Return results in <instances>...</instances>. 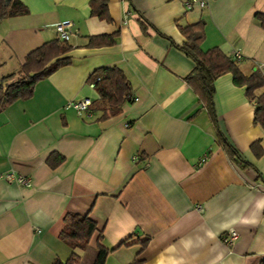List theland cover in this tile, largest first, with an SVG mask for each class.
Here are the masks:
<instances>
[{"label": "crops", "instance_id": "0c3cea01", "mask_svg": "<svg viewBox=\"0 0 264 264\" xmlns=\"http://www.w3.org/2000/svg\"><path fill=\"white\" fill-rule=\"evenodd\" d=\"M20 1L27 13L0 18V77L18 73L29 50L56 38V21L69 19L72 28L69 62L0 109V264L65 260L72 248L59 232L67 212L96 223L88 246L76 250L78 264H91L99 233L101 244L114 247L104 264H257L264 255V130L253 121L254 101L230 72L214 79L216 124L248 163L240 165L184 80L193 61L170 40L182 43L179 26L201 20L202 49L217 46L242 73L264 75V29L254 17L264 13V0L189 8L186 0H108L107 20L90 14L89 0ZM141 19L149 25L142 28ZM98 35L113 40L89 43ZM112 66L136 99L99 118L88 76ZM83 98L90 100L85 109L68 106ZM257 139L259 156L250 148ZM55 153L63 159L51 166ZM7 171L29 184L5 179ZM229 229L239 235L231 244L222 240Z\"/></svg>", "mask_w": 264, "mask_h": 264}, {"label": "trees", "instance_id": "16d2710c", "mask_svg": "<svg viewBox=\"0 0 264 264\" xmlns=\"http://www.w3.org/2000/svg\"><path fill=\"white\" fill-rule=\"evenodd\" d=\"M107 1L89 0L90 14L98 18L109 19ZM27 11V8L20 0H0V18L25 14ZM254 17L264 29V13L255 12ZM148 25L144 19L140 20L142 28ZM179 30L185 38L184 41L180 44L170 41L193 61V66L184 76V80L196 92L206 107L208 115L215 126L217 141L230 147L231 156L240 165L248 164L240 158L236 149L231 147L216 124L212 99L214 92L213 81L218 75L230 72L233 83L239 86L243 85L245 95L254 101L253 121L258 123L264 130V92H256L264 84L263 73L257 69L249 74L242 73L238 62L221 51L217 46L202 49L200 44L204 38V30L201 20L179 26ZM104 37L105 35L90 37L89 43L101 44L109 43L113 40L111 35H109L110 38L108 40H103ZM69 48L70 45L67 41H58L53 38L29 50L24 55L18 73H7L0 77V109L18 98L29 97L36 81L46 77L61 65L68 63L69 56L65 55V53ZM88 80L93 83L100 100L97 105L102 110L99 118L117 114L130 93L129 82L122 70L115 66L98 67L89 74ZM250 148L256 156L262 153L258 139L252 141ZM50 155L47 160L51 166H55L63 159V156L55 153L52 156H56V159L50 160ZM260 179L264 182L263 178ZM62 220L63 226L59 232V238L72 248V252L65 260L56 259L54 263L78 264L80 255L76 250H83L88 246L89 239L96 229V223L87 213L67 212ZM101 236L100 233L97 236L95 254L91 264H104L106 255L114 248L105 247L101 244ZM123 242L125 241L121 243ZM138 262V259H134L128 264H138ZM257 264H264V255L261 256Z\"/></svg>", "mask_w": 264, "mask_h": 264}, {"label": "built area", "instance_id": "2783aa9c", "mask_svg": "<svg viewBox=\"0 0 264 264\" xmlns=\"http://www.w3.org/2000/svg\"><path fill=\"white\" fill-rule=\"evenodd\" d=\"M198 3L200 6L204 5L206 3V0H186L185 5L186 7H191L193 3ZM52 28L55 32V37L58 41H67L71 34V28H72V22L69 19H61L59 21H56ZM235 58H239L240 54L238 51H235L234 53ZM261 67H264V64L260 65ZM136 97L129 94L126 98L127 101L134 100ZM90 103V100L87 98L78 99L75 101H72L68 104V106H72L75 108L78 112L82 109H85L87 105ZM132 159H138L136 155H132ZM5 179L11 181L14 180L15 182L23 185L29 184V179L20 175V174H14L11 171H7L4 173ZM239 235L238 232L235 229H229L223 236L222 240L228 244L234 243L238 239Z\"/></svg>", "mask_w": 264, "mask_h": 264}, {"label": "rangeland", "instance_id": "374dc122", "mask_svg": "<svg viewBox=\"0 0 264 264\" xmlns=\"http://www.w3.org/2000/svg\"><path fill=\"white\" fill-rule=\"evenodd\" d=\"M84 264V263H83Z\"/></svg>", "mask_w": 264, "mask_h": 264}]
</instances>
